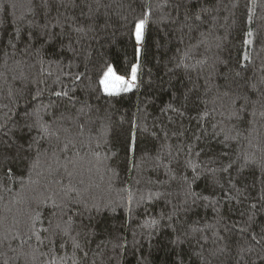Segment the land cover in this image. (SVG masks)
<instances>
[{
  "label": "trees",
  "instance_id": "1",
  "mask_svg": "<svg viewBox=\"0 0 264 264\" xmlns=\"http://www.w3.org/2000/svg\"><path fill=\"white\" fill-rule=\"evenodd\" d=\"M149 2L153 15L141 45L140 87L121 97L86 96L89 85L98 87V75L105 63L113 64L118 74H130L131 65L136 62L133 21L146 11L144 5ZM41 3L42 0H0V122L5 116L15 120L16 113L22 116L25 108L31 111L29 105L66 103L65 98L49 94L64 89L70 95L75 93L77 98H87L94 108L110 112L117 124L122 119L133 118L140 125L136 152L128 154V168L131 169L133 161L140 167L126 172L123 143L114 139L110 146L118 154L115 163L119 164L120 178L116 187L131 188L135 197L131 211L128 206L115 212L106 211L91 221L90 227L87 214L76 218L71 236L80 233L77 239L83 251L74 249L68 238L60 236L52 237L56 243L51 251L64 257L65 264H72L74 253L77 264H204L199 254L208 256L227 245L226 253L208 256L210 264H264L260 259L264 256V241L256 245L249 237L255 234L259 239L264 234V200L261 199L264 174L258 167L239 173L243 163L240 158L254 149L248 147L243 137L225 141L233 122L228 120L227 112L220 115L223 110L212 103L215 90L205 93L204 77L209 68L176 66L185 46L197 43L200 32H206L214 18L216 27L208 40L214 45V37L219 38L222 48L213 46L212 52L219 53L229 65L217 68L213 82L222 85L224 77L230 76L229 68H235L245 51L252 59L247 75L255 74L258 78L264 65V0H102L106 7H100L99 11L95 0H65L67 7L51 0L54 6L47 15ZM88 4L92 5L91 13ZM177 4L188 7L195 4L196 12L208 8L211 15L199 31L188 33L184 27L185 7L177 9ZM248 15H252L250 23ZM58 18L68 23L63 28L53 27ZM44 24L49 25V36L55 34L53 39L41 35ZM76 27L85 31L78 33ZM249 30L252 37L246 35ZM245 39H252L253 43L245 46ZM199 58L197 53L195 59ZM195 59L187 63L194 64ZM17 62L21 67H17ZM21 68L26 77L23 83L13 79ZM77 74H86V78L74 83ZM37 88L44 94L34 101L32 96ZM251 98L257 97L251 95ZM169 104L177 111L167 109ZM214 107L217 111L212 112ZM205 110L211 113L207 117L203 116ZM247 119L253 117L249 114ZM123 127L127 128L128 124L125 122ZM231 135L235 136V132ZM158 157L166 167H156ZM187 161L197 166L196 173L186 166ZM230 162L233 167L228 172L219 171ZM196 175L199 178L193 181ZM189 187L195 196L188 194ZM20 192L19 183L4 179L0 172V215L8 216V225L13 223L16 208L21 207L11 203ZM22 195L28 199L35 193L29 190ZM126 195L113 192L111 198ZM253 204L256 208H252ZM7 208L13 211L7 212ZM44 215L43 227H47L51 213L45 211ZM250 216L254 217L251 222ZM153 220L158 223L149 226ZM241 227L247 228V233H241ZM194 228L200 231L194 232ZM29 244L31 247L24 246L29 255L18 259L10 250L19 249L18 241L0 245V264L5 260L8 264H40L41 260L50 259L43 256L32 260L31 249L37 247L34 237ZM40 251H49L47 240Z\"/></svg>",
  "mask_w": 264,
  "mask_h": 264
},
{
  "label": "snow or ice",
  "instance_id": "2",
  "mask_svg": "<svg viewBox=\"0 0 264 264\" xmlns=\"http://www.w3.org/2000/svg\"><path fill=\"white\" fill-rule=\"evenodd\" d=\"M58 2L61 7H67L65 0H58ZM95 3L97 11L100 7H106L102 0H95ZM53 6L51 0H42L41 8L45 11V15ZM181 6L184 5H176L177 9ZM87 7L91 13L92 5L88 4ZM144 7L146 11L133 21L134 30L132 35L136 44V62L131 65L130 74H118L113 64L105 63L98 75V87L92 88L89 85L85 89L86 96L96 95L97 99L101 95L107 98H115L140 87L141 45L144 42L145 29L153 15L150 2L145 4ZM184 7V27L187 28L188 33L199 31L200 25L204 24L211 15V10L201 8L199 12H196L195 4H192L191 7ZM161 19L163 20V17ZM247 19L250 23L252 15H248ZM213 21H209L210 26H207L206 32H200L201 39L197 43L185 46L176 66H183L185 69L196 68L197 66L209 68L208 74L204 77L205 93L215 90L212 103L223 110L220 115L227 112L228 120L233 122V127L225 135V141L243 137L247 141L248 147L254 149V151L245 152L240 158L243 163L240 166L239 173L242 174L244 169L258 167L261 173L264 174V131H261V129H264V65L260 68L261 74L258 78L255 74L249 77L247 73L250 71L249 65L252 63V59L245 51L244 55L238 59L235 68H229L230 76L224 77V83L222 85L214 83L213 78L218 75L217 68L221 65L228 68L229 62L221 59L219 53L212 52L213 46L216 49L222 48L219 38L214 37V45L208 40L216 27ZM66 23L68 22H62L58 18L53 27L63 28ZM48 27V24L43 25L41 35L49 37V40H51L55 37V34L49 36ZM74 30L78 33L85 31L82 27H76ZM246 35L252 37L253 32L249 30ZM181 42H183L182 37ZM243 43L245 46H249L253 43V40L245 39ZM12 47H15V45L13 44ZM201 49L202 51H200ZM197 53H199V59H195ZM191 59H195L194 64L187 63ZM209 61H211V64H209ZM17 67H21L20 62H17ZM85 78L86 74H77L73 82L82 81ZM13 79H19L23 83L26 79L23 68H21L19 75L14 76ZM250 93L257 98L253 100ZM43 94V90L37 88L32 99L34 101L38 100ZM49 94L58 99L65 98L66 103L50 102L47 105H29L31 111L25 108L22 116L20 113H16L17 118L15 120H12L10 116H5L3 121L0 122V172L3 173L4 179L10 182H18L21 189V192L11 202L21 206L16 208L12 216L13 223L8 225V216L0 215V226H3L0 245L18 241L19 249H10L16 253L18 259L29 255L28 252L24 251V246L31 247L29 241L34 237L37 241V247L31 249L32 260L48 256L50 259L41 260L40 264H65L64 257L56 256L51 251L56 243L52 239L53 236L66 237L74 249L83 251L82 245L77 239L80 233H77V237L71 236V233L75 231L76 218L87 214L90 227L91 221L106 211L115 212L117 208L125 206H128L129 212L131 211L130 205L135 197L131 188L116 187V181L120 178L119 164L115 163L118 154L113 152L110 146L114 139L123 143V164L126 172L140 167L139 164L133 161L131 169L128 168V154L136 152L140 125L133 118H129L127 121L122 119L117 124L112 119L110 112L102 111L100 107L94 108L87 98H77L75 93L70 95L68 90L62 89ZM187 98V95H185L186 100ZM204 103L207 104V101H204ZM77 104L79 107H77ZM167 109L177 111L171 104L167 105ZM137 111H139V108H137ZM215 111H217L216 107L212 109V112ZM210 114L205 110L203 116L207 117ZM249 114L253 117L252 120L247 119ZM180 115H183V113L181 112ZM9 121H11L10 125ZM125 122L128 124L127 128L123 127ZM256 125H259V128ZM144 131H148L146 126ZM221 131L224 130L221 129ZM232 132H235V136L231 135ZM165 136H167V133H165ZM256 153H259L258 158ZM168 155L171 156V153L169 152ZM196 155H199V153H196ZM186 166L190 167L194 173L197 172V166L191 161H187ZM156 167H166L159 157L156 160ZM232 167L233 162H230L219 171L228 172ZM209 171L215 172L217 170L210 169ZM171 178L175 179V176ZM198 178L199 175H196L192 179L195 181ZM184 180L187 182V177H184ZM229 182L231 183V181ZM29 190L35 195L25 199L22 193ZM113 192L126 193L127 195L126 197L121 196L119 199H112L111 193ZM188 194L195 196L191 187L188 188ZM154 195L159 196L160 194L156 193ZM197 198L208 199V197ZM143 199L144 197L141 196L140 201ZM261 199L264 200V196ZM140 201H137V203ZM252 208H256V204H253ZM6 211L12 212L13 209L7 208ZM45 211L51 213L47 218V227H43L46 219ZM253 218V216H250L249 222ZM157 223L153 220L149 226ZM25 227L27 231H24ZM227 230L225 228V231ZM193 231H200V229L194 228ZM239 231L247 233L248 230L241 227ZM249 237L250 241L256 245H261V242L264 241V234H260L259 239L255 234H249ZM220 239L224 238L220 237ZM45 240L48 241L49 251L47 253L40 251V246L45 244ZM60 246L63 247V243ZM118 246L122 247L123 245ZM246 250L250 252L252 248ZM227 251L228 247L225 245L211 251L208 256L217 257L218 254ZM199 255L204 264H210L208 256ZM84 256H87V252H84ZM260 259L264 262V256ZM4 264H8V261L5 260ZM72 264H77L75 253Z\"/></svg>",
  "mask_w": 264,
  "mask_h": 264
}]
</instances>
